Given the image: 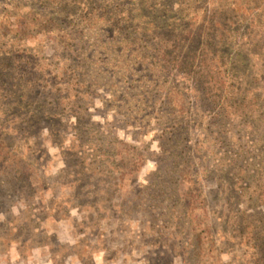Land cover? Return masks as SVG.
I'll return each mask as SVG.
<instances>
[{"label":"rangeland","instance_id":"374dc122","mask_svg":"<svg viewBox=\"0 0 264 264\" xmlns=\"http://www.w3.org/2000/svg\"><path fill=\"white\" fill-rule=\"evenodd\" d=\"M44 1L0 0V264H264V0Z\"/></svg>","mask_w":264,"mask_h":264},{"label":"trees","instance_id":"16d2710c","mask_svg":"<svg viewBox=\"0 0 264 264\" xmlns=\"http://www.w3.org/2000/svg\"><path fill=\"white\" fill-rule=\"evenodd\" d=\"M60 1L61 0H45L44 1L45 4H43V6L47 7V9H51V6H53L55 3H59ZM68 7L69 6L66 5V9ZM200 30H202V29H198L196 31L200 32ZM194 35H193V29H190L188 34H186V38L184 40L191 42V41H193ZM182 52H184V51H182ZM184 58L185 59L187 58L186 61L188 62V64L190 63L193 65L195 62H198L202 66L206 65L205 66L206 68L203 71L197 73V75H196L198 80L200 82L202 81V83H203V86L200 89L201 95H198L199 89L198 90L195 89L196 90L195 92L198 96H201L202 99H204L206 102L208 101V103L210 105H213L214 107L219 108V113H218L219 116L221 114H225L226 110L223 107V105H221L220 107H217V106H219V99H220V103H221V99H222L221 93H223V92H222V89L218 87V80H219L218 79V73H217L216 68L213 67V65H212L213 64L212 59H211V62L207 63V61H205V60H200V59L195 58L193 52L189 51V50L185 51ZM189 72H190V70H189ZM21 94H22L21 95L22 96L21 102L27 104V102H29L31 99V97H30V99H29V97H27L29 92H26L23 90Z\"/></svg>","mask_w":264,"mask_h":264}]
</instances>
